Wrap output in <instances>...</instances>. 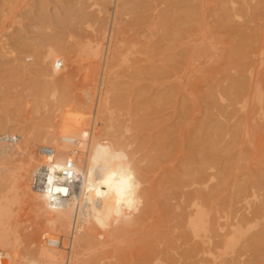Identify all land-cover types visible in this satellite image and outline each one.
<instances>
[{"label": "rangeland", "instance_id": "374dc122", "mask_svg": "<svg viewBox=\"0 0 264 264\" xmlns=\"http://www.w3.org/2000/svg\"><path fill=\"white\" fill-rule=\"evenodd\" d=\"M87 40L98 57L83 49ZM50 46L67 58L55 77L43 58ZM55 83L69 95L58 127ZM96 115L98 139L134 145L144 207L107 231L85 224L69 264H264V0H0V136L17 138L0 149L18 146L13 163L29 154L47 163L56 129L59 146H77V129L88 141ZM24 204L12 220L21 234L13 260L50 264L44 219ZM199 211L209 223L195 230ZM73 234H62L58 264Z\"/></svg>", "mask_w": 264, "mask_h": 264}, {"label": "clouds", "instance_id": "9594fccd", "mask_svg": "<svg viewBox=\"0 0 264 264\" xmlns=\"http://www.w3.org/2000/svg\"><path fill=\"white\" fill-rule=\"evenodd\" d=\"M49 56L53 61V72L58 74L57 70L63 62L54 50L49 51ZM26 59L31 61L33 58L29 56ZM131 134L132 129L126 127L124 135ZM87 135V132L82 133V142L75 149L70 146L62 149L65 152L87 151L84 166H80L71 155L59 159L55 155L49 156L48 162L43 165L46 173L39 199L44 208L56 216L83 208L85 224H94L101 231L122 223L131 224L144 207L142 191L145 186L138 173L134 145L117 146L111 140L101 138L88 147ZM77 181L80 182L79 196L72 195L69 202H63L62 198L69 196L70 186ZM69 204L71 207H68ZM54 223L49 221L50 225ZM23 264H37V261L25 257ZM153 264H162V261L157 258Z\"/></svg>", "mask_w": 264, "mask_h": 264}, {"label": "bare ground", "instance_id": "6f19581e", "mask_svg": "<svg viewBox=\"0 0 264 264\" xmlns=\"http://www.w3.org/2000/svg\"><path fill=\"white\" fill-rule=\"evenodd\" d=\"M171 18H172V16H168V19H171ZM245 33H247V32H245ZM244 38L247 39L248 37H246L245 34H241V39H244ZM244 43H245V45H247L246 42H244ZM240 46L234 45V48L231 47L233 49L232 54H236L238 52L241 53L242 50L239 49ZM63 49L64 48L60 47V46H50L49 48H47L44 51L43 58L45 60L51 61L52 58L49 56V51L54 50L55 55L58 56L60 58V60H62V62H64V60H67V58L63 55ZM83 49L88 53V55L91 58L98 57L100 54V48L98 46H94V44H92L91 40H87L84 43ZM244 49H245V47H244ZM229 52H231V51H229ZM245 52H246V49H245ZM243 53L244 52L242 51V54H240V55H244ZM238 55L236 56L237 59L239 57ZM229 56H231V55H229ZM232 58L235 59V57H231V59ZM236 62H234V63H236ZM238 63H239V61H238ZM236 64H234V65L237 67ZM51 71L52 72L50 74L53 77H55L59 74V73L54 74L53 70H51ZM101 72H98L99 73V79H97L98 82H100V85H101L102 80H103V73H101ZM72 74H74V71ZM68 78H71L70 74H68V76L63 78L62 82H64ZM85 78H86V84H87V82H88V84L93 83L92 82L93 80L95 83L96 77H94L93 73L92 74L89 73V75H87ZM241 80H243V79L241 78ZM241 80L240 81L239 80L234 81V84L232 86L233 88H236V90H234V91H237V90L239 91V89L243 86V84H242L243 81H241ZM232 87H231V89H232ZM83 90L85 92V97L88 98V100H89V98H90L89 87H86ZM66 91H67L66 83H62L61 85L59 83H55L52 86L51 95L53 96V94H55V100L57 101V103L55 104L56 109L53 112L54 118L56 120L58 119L55 127H58L59 123L61 122V118H59V117H60V110L62 107V103L69 97V95H67L68 92H66ZM240 93H242V92H240ZM234 95H236V93ZM89 118L90 117H88V119ZM96 118H97V115H96L95 119H94V116L90 118L91 119V121L89 122V128H90L89 132L90 133H89L88 141H87L88 147H91L96 142V140L98 139L96 133H94V131H93V129L95 127ZM85 125L86 126L88 125L87 120L85 122ZM58 132L59 131L57 129L54 131L51 146L49 148H46L42 152V156L47 161H48L49 156H51V155H55L57 159H59L62 156L67 157L70 155L71 152L62 151V149L65 147H69V146L71 147L72 145H74L76 147L75 143H72L69 145L68 144L62 145V147L59 146L58 140L55 137V136H57ZM77 132H78V136L82 135L81 130L77 129ZM75 147H73V149H75ZM19 152H20V149L18 148L17 145L16 146L4 145L0 149V164H1V167H0V192L6 190L5 194H0V263L4 259L3 253H7L8 254L7 259L10 261V264H23L22 261H20L19 263H15L13 260L16 256L20 255L18 252V245L20 244L21 234H19L17 229H16V225H18L17 221H16V225L13 226L12 220L17 219V216L14 215V212H16L15 205L18 204L19 202H24L28 205L27 209L32 210L33 214L37 215L38 220L40 218L44 219L43 225H44L45 230L47 232L45 231L46 233H44V232L43 233L47 237H50L51 244L55 250V256L51 259L50 264H58V262H59V259L61 256V246H60L59 242L62 240V234H64L68 229L70 232L74 233L72 235L70 243L68 242L69 243V247L67 249L68 257L65 256V259L66 258L68 259V260L66 259L65 263L69 264L70 259L72 257V253L74 252L75 255H79L83 250L84 239L86 236V232L84 230V225H85L84 209L83 208H77L73 211L66 212L65 214H62L60 216H56L55 214L48 212L44 208V205L41 202V200L39 199V193L40 192L35 191V193H33L32 188H31L32 187L31 186V179H32L33 171L38 166H40L42 164H46V163H45V161L41 162L40 159L35 158V156L33 154H29V156L27 158L19 159L17 163H13L14 162V156L19 154ZM86 160H87V152L83 158H81L80 153L76 157V162L82 163L81 166H84V164H86ZM11 163H13L12 164L13 166L10 165ZM2 187H3V190L1 189ZM79 194H80V182L77 181V182H75L72 195L79 196ZM70 199H71V197L69 199H67V201L65 203L69 202ZM26 204H24V205H26ZM68 207H71V205L69 204ZM22 208H23V206H22ZM30 210H29V213H30ZM26 213H28V212H26ZM66 214L69 217V219H71V223H70L71 226H69L68 222L65 219ZM50 220L55 221V223L53 225H50L49 224ZM78 220H79V222H78ZM77 222L79 224H77ZM208 223H209V220L204 217V214L201 211H199L197 217L195 218L194 229L199 230V229L205 227L206 225H208ZM76 225L78 226V233H76ZM81 229H83V230H81ZM18 260H20V258Z\"/></svg>", "mask_w": 264, "mask_h": 264}, {"label": "built area", "instance_id": "2783aa9c", "mask_svg": "<svg viewBox=\"0 0 264 264\" xmlns=\"http://www.w3.org/2000/svg\"><path fill=\"white\" fill-rule=\"evenodd\" d=\"M62 66H63V64H62ZM0 141L2 143L9 144V143L16 142L17 138H16V135L6 133V134H2L0 136ZM79 153H80V151H73L70 153V155L76 161V157L78 156ZM43 165H45V164L38 166L32 173L31 186H32V189L34 191H37V192H42L43 187H44L43 180H44V173H46V167H44ZM38 168H41L40 172L35 175ZM74 185H75V182L70 186L71 190L69 192V196L62 198L63 202H66L67 199H69L71 197L73 190H74Z\"/></svg>", "mask_w": 264, "mask_h": 264}]
</instances>
